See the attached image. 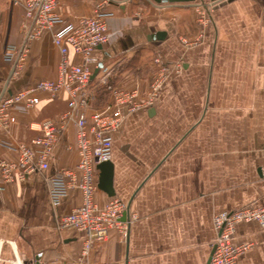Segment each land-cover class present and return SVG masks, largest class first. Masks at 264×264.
Here are the masks:
<instances>
[{
	"label": "crops",
	"instance_id": "0c3cea01",
	"mask_svg": "<svg viewBox=\"0 0 264 264\" xmlns=\"http://www.w3.org/2000/svg\"><path fill=\"white\" fill-rule=\"evenodd\" d=\"M104 0H58L56 13L66 21L92 16ZM207 5L211 24L204 42L185 48L199 29L195 7ZM123 6V7H122ZM103 11L108 42L99 50L100 70L91 85L108 73L114 86L144 95L159 55L181 72L160 90L152 106L125 116L111 148L114 197L129 203L128 245L111 231L95 244L85 264H207L213 217L246 206L264 208V0H107ZM23 8L0 0V93L12 62L4 53L20 47ZM60 56L49 33L28 44L22 67L6 91L38 80H55ZM13 112L15 122L0 129V160L17 153L2 142L28 143L38 133L32 122L66 110V101ZM112 100H110L111 102ZM69 125L45 173L22 181H0V264H60L78 255L81 236L58 224L79 204L72 191L53 207L45 176L72 167L77 155ZM97 190L95 200L107 201ZM232 243L250 244L238 264H264V227L256 221L235 224Z\"/></svg>",
	"mask_w": 264,
	"mask_h": 264
},
{
	"label": "built area",
	"instance_id": "2783aa9c",
	"mask_svg": "<svg viewBox=\"0 0 264 264\" xmlns=\"http://www.w3.org/2000/svg\"><path fill=\"white\" fill-rule=\"evenodd\" d=\"M80 2L82 0H70ZM23 8L20 34L23 44L12 47L5 53V59L12 62L15 74L24 62L28 44L49 33L52 45L60 56L55 80H38L15 92L5 93L0 98V129L8 130L15 122L13 112L25 113L36 109L42 98L48 102L56 98L66 101V110L53 118L29 124L38 134L28 143L2 144L17 153L13 162L0 160V181L10 184L22 181L29 175L45 173L62 133L69 125L74 127V144L65 146L77 155L72 167H60L45 176L50 204L55 207L72 191H78L79 204L61 217L59 228L81 236V248L74 260L60 264H85L93 246L105 242L111 231L125 238L127 223L121 221L126 204L116 197H109L103 204L95 200L97 192V169L101 162L110 160L114 136L125 116L146 110L152 106L171 72L178 74L180 63L167 64L159 55L153 59L156 67L144 95L138 90L108 87L111 102L101 109L93 110L91 102L94 91L91 76L102 70L99 50L108 42V14L103 11L104 0L96 6L92 16L66 21L55 11L58 0H13ZM195 22L199 29L193 41L180 39L182 45L196 46L201 42L204 30L211 24L207 5L195 7ZM108 73L101 75L99 84H106ZM2 189V187L0 188ZM135 217L129 215V223ZM241 221H256L264 227V208L246 206L213 217V248L208 264H238L239 255L250 244L232 243L234 226Z\"/></svg>",
	"mask_w": 264,
	"mask_h": 264
},
{
	"label": "water",
	"instance_id": "95a60500",
	"mask_svg": "<svg viewBox=\"0 0 264 264\" xmlns=\"http://www.w3.org/2000/svg\"><path fill=\"white\" fill-rule=\"evenodd\" d=\"M117 3L125 2L126 0H113ZM153 3H160L165 2V0H150ZM170 1H178V0H170ZM222 0H211L212 4H215ZM123 7V6H122ZM99 68H101V64L98 65ZM14 72V68L12 67L9 71L8 77L6 79L5 85L3 87V90L0 93V98L5 94H9V92L6 91L7 84ZM95 77V73L92 74L91 79ZM97 169V190L103 192L107 197H114L115 192L113 189V163L108 160L105 162H101L96 166ZM129 203L126 204L125 211L123 212V215L121 217V221H124L127 223L126 228V235H125V249L127 250L128 245V229H129ZM213 248L210 251V256L212 254ZM210 257L208 258L207 264L209 263Z\"/></svg>",
	"mask_w": 264,
	"mask_h": 264
},
{
	"label": "trees",
	"instance_id": "16d2710c",
	"mask_svg": "<svg viewBox=\"0 0 264 264\" xmlns=\"http://www.w3.org/2000/svg\"><path fill=\"white\" fill-rule=\"evenodd\" d=\"M92 86H94V98L91 102V108L97 110L109 104L111 93L108 87L114 86L112 81L107 79L106 84H95Z\"/></svg>",
	"mask_w": 264,
	"mask_h": 264
},
{
	"label": "rangeland",
	"instance_id": "374dc122",
	"mask_svg": "<svg viewBox=\"0 0 264 264\" xmlns=\"http://www.w3.org/2000/svg\"><path fill=\"white\" fill-rule=\"evenodd\" d=\"M209 27H210V25H207L206 26V28H205V30H204V35H203V38L201 39V42L198 44V45H196V46H199V45H201V43H203L204 42V38H205V35H206V32L208 31V29H209ZM187 40V39H186ZM191 41H193V40H191ZM182 46H184V45H182ZM196 46H188V47H186V46H184L185 48H194V47H196ZM154 64V63H153ZM172 65V64H171ZM155 69H156V67H155V65H154V69H153V71H152V74L155 72ZM181 72V71H180ZM179 72V73H180ZM178 73V74H179ZM178 74H176V73H174V72H171V74H170V76H169V78L167 79V81L165 82V84L173 77V76H176V75H178ZM152 77V76H151ZM151 82V78H150V80H149V83ZM164 84V85H165ZM92 90L94 91V86H92ZM160 93V92H159ZM158 93V94H159ZM158 96V95H157ZM157 98V97H156ZM121 201V200H120ZM121 202H123V201H121ZM124 203V202H123ZM122 237V236H121Z\"/></svg>",
	"mask_w": 264,
	"mask_h": 264
}]
</instances>
